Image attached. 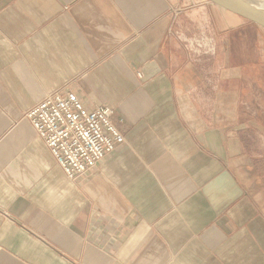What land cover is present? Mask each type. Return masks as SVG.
<instances>
[{
	"label": "crops",
	"instance_id": "0c3cea01",
	"mask_svg": "<svg viewBox=\"0 0 264 264\" xmlns=\"http://www.w3.org/2000/svg\"><path fill=\"white\" fill-rule=\"evenodd\" d=\"M229 13L0 0V264H264V175L243 137L259 126L228 88V55L218 68L185 41L211 20L225 38ZM58 89L114 107L125 139L76 180L25 116Z\"/></svg>",
	"mask_w": 264,
	"mask_h": 264
},
{
	"label": "built area",
	"instance_id": "2783aa9c",
	"mask_svg": "<svg viewBox=\"0 0 264 264\" xmlns=\"http://www.w3.org/2000/svg\"><path fill=\"white\" fill-rule=\"evenodd\" d=\"M197 55L215 54L213 39L199 31L185 40ZM114 107L86 106L76 92L58 89L45 95L25 113L68 179L76 180L125 141L112 123Z\"/></svg>",
	"mask_w": 264,
	"mask_h": 264
},
{
	"label": "rangeland",
	"instance_id": "374dc122",
	"mask_svg": "<svg viewBox=\"0 0 264 264\" xmlns=\"http://www.w3.org/2000/svg\"><path fill=\"white\" fill-rule=\"evenodd\" d=\"M235 17L228 14L229 27L225 38L219 39L215 36L213 20L209 24L210 30H201L213 39L216 55H208L211 56L213 65L223 67L225 56L228 55L227 65L232 69L226 73V82L229 89L239 91V107L248 109L243 116L245 125L250 120L259 126L246 127L243 137L248 150L255 156L261 175H264V29L243 18ZM195 31V34L199 33V30ZM212 75H215L214 70Z\"/></svg>",
	"mask_w": 264,
	"mask_h": 264
},
{
	"label": "water",
	"instance_id": "95a60500",
	"mask_svg": "<svg viewBox=\"0 0 264 264\" xmlns=\"http://www.w3.org/2000/svg\"><path fill=\"white\" fill-rule=\"evenodd\" d=\"M264 29V0H208Z\"/></svg>",
	"mask_w": 264,
	"mask_h": 264
}]
</instances>
